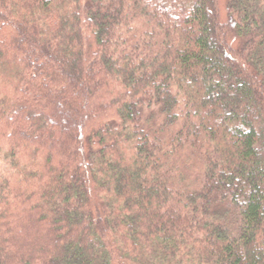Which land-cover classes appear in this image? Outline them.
I'll return each instance as SVG.
<instances>
[{
  "label": "trees",
  "instance_id": "1",
  "mask_svg": "<svg viewBox=\"0 0 264 264\" xmlns=\"http://www.w3.org/2000/svg\"><path fill=\"white\" fill-rule=\"evenodd\" d=\"M217 3L0 0V264H264V0Z\"/></svg>",
  "mask_w": 264,
  "mask_h": 264
},
{
  "label": "rangeland",
  "instance_id": "2",
  "mask_svg": "<svg viewBox=\"0 0 264 264\" xmlns=\"http://www.w3.org/2000/svg\"><path fill=\"white\" fill-rule=\"evenodd\" d=\"M217 9H218V16H219L220 20L226 21V18H227L226 0H218ZM229 42H230V44H232V46H237L240 44V39H239V37H235V38L230 37Z\"/></svg>",
  "mask_w": 264,
  "mask_h": 264
}]
</instances>
